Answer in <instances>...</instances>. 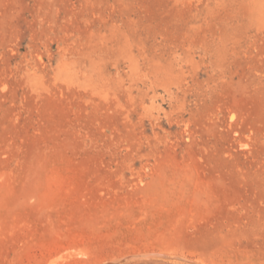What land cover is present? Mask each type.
<instances>
[{"label": "rangeland", "instance_id": "obj_1", "mask_svg": "<svg viewBox=\"0 0 264 264\" xmlns=\"http://www.w3.org/2000/svg\"><path fill=\"white\" fill-rule=\"evenodd\" d=\"M0 264H264V0H0Z\"/></svg>", "mask_w": 264, "mask_h": 264}]
</instances>
